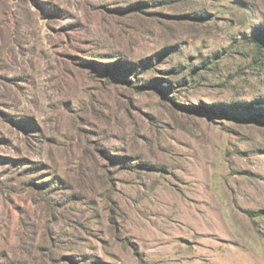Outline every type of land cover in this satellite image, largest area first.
Listing matches in <instances>:
<instances>
[{"label":"rangeland","instance_id":"374dc122","mask_svg":"<svg viewBox=\"0 0 264 264\" xmlns=\"http://www.w3.org/2000/svg\"><path fill=\"white\" fill-rule=\"evenodd\" d=\"M259 106L264 0H0V264H264Z\"/></svg>","mask_w":264,"mask_h":264},{"label":"trees","instance_id":"16d2710c","mask_svg":"<svg viewBox=\"0 0 264 264\" xmlns=\"http://www.w3.org/2000/svg\"><path fill=\"white\" fill-rule=\"evenodd\" d=\"M262 45V43H257L256 44V48L258 49V50H261V46ZM259 108L260 109H262V110H264V106H259ZM241 119V118H240ZM241 121H244V122H247V123H249V121H255V122H257V123H259V124H261V125H263L264 126V119H259V118H243Z\"/></svg>","mask_w":264,"mask_h":264}]
</instances>
